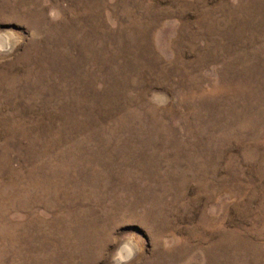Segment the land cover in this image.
<instances>
[{"label": "rangeland", "instance_id": "rangeland-1", "mask_svg": "<svg viewBox=\"0 0 264 264\" xmlns=\"http://www.w3.org/2000/svg\"><path fill=\"white\" fill-rule=\"evenodd\" d=\"M0 264H264V0H0Z\"/></svg>", "mask_w": 264, "mask_h": 264}, {"label": "bare ground", "instance_id": "bare-ground-1", "mask_svg": "<svg viewBox=\"0 0 264 264\" xmlns=\"http://www.w3.org/2000/svg\"><path fill=\"white\" fill-rule=\"evenodd\" d=\"M136 251V250H135Z\"/></svg>", "mask_w": 264, "mask_h": 264}]
</instances>
